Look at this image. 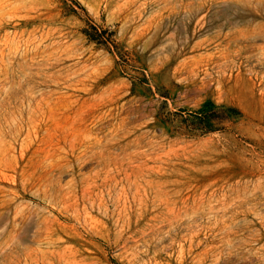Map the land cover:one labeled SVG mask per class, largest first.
Returning <instances> with one entry per match:
<instances>
[{
	"label": "rangeland",
	"instance_id": "1",
	"mask_svg": "<svg viewBox=\"0 0 264 264\" xmlns=\"http://www.w3.org/2000/svg\"><path fill=\"white\" fill-rule=\"evenodd\" d=\"M213 261L264 264V0H0V264Z\"/></svg>",
	"mask_w": 264,
	"mask_h": 264
},
{
	"label": "trees",
	"instance_id": "2",
	"mask_svg": "<svg viewBox=\"0 0 264 264\" xmlns=\"http://www.w3.org/2000/svg\"><path fill=\"white\" fill-rule=\"evenodd\" d=\"M213 107V102L208 100L195 111L193 115H195L198 124L203 126L210 125L211 120L215 117Z\"/></svg>",
	"mask_w": 264,
	"mask_h": 264
},
{
	"label": "bare ground",
	"instance_id": "3",
	"mask_svg": "<svg viewBox=\"0 0 264 264\" xmlns=\"http://www.w3.org/2000/svg\"><path fill=\"white\" fill-rule=\"evenodd\" d=\"M90 132H91V130H90ZM88 135H89V134H88ZM91 135H92V134H91ZM91 135H90V137H92ZM96 140H97V139H96ZM92 141H93V140H92ZM107 141H108V140H107ZM110 141H111V140H110ZM85 142H86V141H85ZM102 142H103V141H101V143H102ZM90 143H91V142H90ZM93 143H94V142H93ZM96 143H97V142H96ZM105 143H107V142H105ZM82 144H83V143H82ZM97 144H98V143H97ZM85 145H86V144H85ZM99 145H100V144H98V146H99ZM106 145H107V144H106ZM106 145H105V146H106ZM83 146H84V145H83ZM86 146H88V145H86ZM90 146H92V145H90ZM90 146H88V147H90ZM94 146H96V145H94ZM102 146H103V145H101V147H102ZM84 148H85V147H84ZM84 148H82V150H83ZM92 148H93V146H92ZM92 148H91V149H92ZM98 148H100V146H99ZM98 148L96 147V149H98ZM89 149H90V148H89ZM86 150H87V148H86ZM86 150H85V152H86ZM93 150H94V149H93ZM93 150H92V151H93ZM101 150H102V149H101ZM80 151H81V150H80ZM103 151H107V150H103ZM81 152H82V151H81ZM108 152H109V150H108ZM104 153H105V152H104ZM98 155H99V154H98ZM106 156H107V155H106ZM79 157H80V156H79ZM79 157H78V159H80L82 156H81L80 158H79ZM102 157H103V156H102ZM104 157H105V156H104ZM100 158H101V157H100ZM107 158H110V156H109V157L107 156ZM111 158H112V157H111ZM111 158H110V160H111ZM78 159H77V160H78ZM102 159H103V158H102ZM102 159H101V160H102ZM104 160H105V159H104ZM105 161H107V160H105ZM102 162H103V160H102ZM107 162H108V161H107ZM105 164H106V163H105ZM107 165H108V164H107ZM111 182H112V181H111ZM210 209H211V208H210ZM20 213H21V212H20ZM231 213H232V212H231ZM219 214H220V213H219ZM230 215H231V214H230ZM18 216H19V215H18ZM22 216H23V215H22ZM24 216H25V215H24ZM218 216H219V215H218ZM222 216H223V215H222ZM224 216H225V215H224ZM225 217H226V216H225ZM21 218H23V217H21ZM228 218H229V217H228ZM230 218H231V217H230ZM232 218H233V217H232ZM14 220H15V219H14ZM14 220H12V221H14ZM216 220H217V219H216ZM221 221H222V220H221ZM223 221H224V220H223ZM228 221H229V219L227 220V222H228ZM218 222H219V221H218ZM11 223H12V222H11ZM17 223H18V222H17ZM221 223H222V222H221ZM216 224H217V223H216ZM12 225H13V224H12ZM217 225H218V224H217ZM231 225H232V224H231ZM17 226H18V225H17ZM219 226H220V225H219ZM222 226H223V225H222ZM13 227H14V226H13ZM220 227H221V226H220ZM220 227H219V228H220ZM223 227H224V226H223ZM232 227H233V226H232ZM216 228H217V227H216ZM234 228H235V225H234ZM15 229H16V227H15ZM211 229H212V228H211ZM217 229H218V228H217ZM157 230H158V228H157ZM215 230H216V229H215ZM160 231H161V229H160ZM11 232H12V231H11ZM213 232H214V231H213ZM156 233H157V232H156ZM166 233H167V232H166ZM7 234H8V232H7ZM153 234H154V233H153ZM153 234H152V235H153ZM148 235H149V234H148ZM158 235H159V234H158ZM189 235H190V234H189ZM10 236H11V235H10ZM226 237H227V236H226ZM229 237H230V236H229ZM155 239H156V238H155ZM216 239H217V238H216ZM232 240H233V239H232ZM174 242H175V241H174ZM195 242H196V241H195ZM5 243H6V241H5ZM5 243H4V244H5ZM172 244H173V242H172ZM195 244H196V243H195ZM195 244H194V245H195ZM210 245H211V244H210ZM225 246H226V245H225ZM224 248H225V247H224ZM223 250H224V249H223ZM180 251H181V250H180ZM151 257H153V256H151ZM138 258H139V257H138ZM218 260H219V259H218ZM210 261H211V260H210ZM156 262H157V261L155 260V263H156ZM213 262H214V261H213ZM213 262H212V263H213ZM153 263H154V262H153ZM143 264H144V263H143ZM213 264H215V262H214Z\"/></svg>",
	"mask_w": 264,
	"mask_h": 264
}]
</instances>
